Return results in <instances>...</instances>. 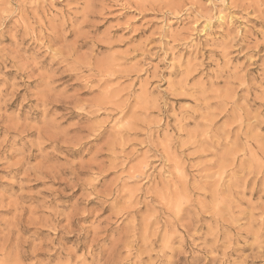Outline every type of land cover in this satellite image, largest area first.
Listing matches in <instances>:
<instances>
[{"label": "clouds", "instance_id": "1", "mask_svg": "<svg viewBox=\"0 0 264 264\" xmlns=\"http://www.w3.org/2000/svg\"><path fill=\"white\" fill-rule=\"evenodd\" d=\"M112 10L131 18L109 23ZM148 14L154 42L136 45ZM261 48L264 0H0V170L23 169L0 174L20 187L0 191V264H264V71L248 74ZM193 125L205 131L189 141ZM141 158L160 168L129 201L125 165Z\"/></svg>", "mask_w": 264, "mask_h": 264}, {"label": "rangeland", "instance_id": "2", "mask_svg": "<svg viewBox=\"0 0 264 264\" xmlns=\"http://www.w3.org/2000/svg\"><path fill=\"white\" fill-rule=\"evenodd\" d=\"M113 14L111 16L108 17V22L112 23V24H118V25H122V24H126L127 21L131 18L130 16H128L127 14H120L119 16L117 15L116 10H112ZM151 19L150 14L145 15L144 17H138L136 19H134L132 21V25L131 28L135 31V35H132V32H123V30L121 28H116L114 29V32L117 35H132V42H134L136 45H141L142 42H148V44L151 46L152 43L154 42V39H150L151 37V32H152V27H145V28H141L140 25L145 21V20H149ZM199 27V25L197 26ZM213 35H215L216 33H212ZM127 43H125V45H123L122 47H126ZM260 52H264V48L260 49ZM204 57L207 58L208 57V52L205 51L204 52ZM171 58V57H169ZM153 62H155V58H152ZM238 59L240 60V62H244V57H238ZM49 60H45L44 64L47 66L49 64ZM264 64V56H259V58L257 60H255L254 62H252V66L248 69V74L250 76H255V77H259V74L261 71H264V69L261 68V65ZM52 67H55V64L52 65ZM198 74V73H195ZM62 81H66L67 77H61ZM37 83H39V81H33L32 84L30 85V87L36 85ZM175 101H179V104H176ZM191 101V97L189 96H179L176 97L174 99V106L177 108V112L179 113L180 108L184 107L187 103H189ZM15 104V101L13 102ZM216 101L214 100H207L206 104H215ZM215 109H212V112H214ZM221 117H213L211 114L209 115V120H211L213 123H215L216 121H218ZM185 121L182 118H178V117H173L170 124H171V130L172 131H176V126L177 124H184ZM190 123V122H189ZM161 128H164L163 132L159 133V139L161 141V152H165L167 146L169 144L172 143V138L170 136H168V131L169 129L165 126V125H161ZM188 133L190 134L187 139L189 141H191L192 138L196 137L198 134L204 132L205 130L202 128H198L195 125H193L192 127L188 128ZM179 134V133H178ZM135 139L139 140L141 139V137H136ZM93 141H86L85 142V146H87L88 144H92ZM233 148L234 146L231 145H226L225 148L223 149V159H222V164H226L228 159L233 158ZM97 148L93 147L91 149V151H96ZM133 152L136 151V149H132ZM5 155L7 156V158L9 160H12L15 158V153L12 152L11 150L7 151L5 153ZM83 159H88V155L86 153H81ZM185 161H195L197 160V157L194 156H185ZM238 159V157L236 158ZM129 160H132V157L129 156ZM160 161L158 160H146L144 158L135 160L127 165H125V168H127L128 172L131 174V179L128 181V199L129 201H131L134 196L136 195L137 191H138V186L135 183V180L138 176H143L146 175V170L148 172H151L153 167H156V170L159 171L160 168ZM182 163V161L180 160H175L172 164V166L176 169L177 174H181L184 171H187V168H181L180 164ZM0 174H4V175H14L16 178H19V176L23 175V169L22 168H16L12 170V173L9 174L7 172H3L2 170H0ZM106 178L108 180H112L116 178V170H112L106 173ZM43 185L41 183H37V184H33L30 186H27L24 192V196L26 198V202L28 203H32L34 202V197H33V193L36 192L39 188H41ZM0 191H3L7 194H11L13 192H17L20 191V187L17 184H11L9 183V181H3L0 182ZM81 192V189H77L76 193L74 195H79ZM249 195L253 198L254 201V206L252 209V212L258 213L259 209L255 207V201L259 200V194L252 192L249 193ZM89 207H94L96 210H99L100 207H102V205H100V203L96 200H92L89 202ZM252 212H250V217L252 215ZM12 211L11 209H0V218H6L8 215H11ZM109 209L105 208L103 215H109ZM95 213H93V217H94ZM91 222V221H89ZM46 229H40L38 236L39 239L42 241L45 238V233H46ZM117 229L115 228V226H112L111 228H109L107 230L108 235L111 236L112 233L116 232ZM70 242V241H69ZM247 251V249L245 250ZM181 261H183L185 258L181 257L180 258ZM188 259H190L192 261V264H200V261L202 260L201 256H195V255H191L188 257Z\"/></svg>", "mask_w": 264, "mask_h": 264}]
</instances>
